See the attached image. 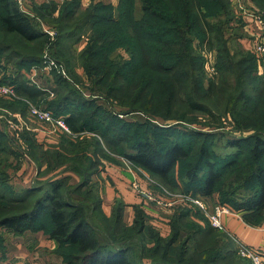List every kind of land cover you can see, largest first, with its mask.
Instances as JSON below:
<instances>
[{
  "label": "trees",
  "instance_id": "1",
  "mask_svg": "<svg viewBox=\"0 0 264 264\" xmlns=\"http://www.w3.org/2000/svg\"><path fill=\"white\" fill-rule=\"evenodd\" d=\"M250 1L264 12V0ZM51 9L58 13V18L53 19L50 25L51 29L57 30L56 44L83 36L89 27L87 43L78 58V66L88 79L90 89L101 93L106 102L116 103L122 112L120 114L141 112L170 121L176 120L177 116L173 114L175 109H183L184 114L189 115L186 122L192 124L195 122L192 116L195 112L215 116L203 99L221 97L223 113L229 115L241 129L256 132L251 137L249 159L246 160L247 153H242V157L240 152L239 156L234 154V158L225 157L218 163L209 159V154L203 148L199 163L189 162L182 167V182L186 187L181 192L203 199L214 198L217 195L216 185L222 176L229 170L237 171L231 183L237 189H242L238 191V200H223L222 195H217L218 202L229 204L239 214L250 212L262 215L264 79L255 74L253 64L240 67L241 62H234L229 56L222 37L223 32L230 31L235 22L230 0H117L116 5L92 0L84 10H81L80 0H69L59 9ZM7 37L18 39L42 52L47 36L28 15L19 10L16 0H0V38L6 41ZM214 47L218 59L215 71L218 70L222 79L219 83L208 81L207 88L202 89V80L207 73L204 55L213 53ZM4 49L11 51L9 45ZM14 53L11 51V54ZM57 57L55 59L62 62L69 73L71 56L60 57L58 53ZM39 60L38 56L32 55L23 56L18 62ZM0 83L15 86L18 94L34 101L43 96L42 90L28 85L24 80L7 82L0 79ZM58 86L57 92L61 93L56 101L47 104L48 110L55 117H63L76 137L85 136L75 142L63 138L59 145L47 148L32 143L42 149L39 152L32 150L30 155L38 170L39 166L44 165L58 175L39 180L42 183L32 184L28 188H14L9 194L2 193L0 188V212L3 213L0 227L16 234L44 230L49 239L58 244L55 253L63 264L223 262L225 256L218 248L206 252L202 257H198L197 242L194 248L189 249L195 233H202V243L210 242L211 235L216 236L207 220L202 216L204 222L200 226L197 221L199 215L191 210L184 208L174 211L169 217L170 232L166 237L148 224L146 213L142 210L135 209L131 225L123 223L119 203L109 218L102 214L98 190L91 188V177L99 172L102 160H114L107 156L103 147L166 186L174 184L172 174L188 159V150L182 141L171 140L160 146L147 136L144 139L140 137L142 140H132L129 152H126L122 143L124 140L127 142L124 128L129 125L128 122L101 110L103 108H91V104L79 93L67 88L64 81L58 80ZM110 133L116 136L109 137ZM228 143L234 147L239 144ZM67 166L70 169L65 170ZM201 170L205 172L202 180L198 177ZM72 176H76L78 181L72 184V190H67L65 182H71ZM174 185L178 187V184ZM86 186L90 189L84 190ZM71 198L76 204H71ZM98 214H101V218L97 217ZM191 214L196 220L190 218ZM94 215L104 223L103 242L99 241L98 231L93 227ZM181 234L184 235L183 241ZM128 238H137L139 242L131 246ZM132 247L139 251L137 256L130 254ZM229 264L236 263L231 261Z\"/></svg>",
  "mask_w": 264,
  "mask_h": 264
},
{
  "label": "rangeland",
  "instance_id": "2",
  "mask_svg": "<svg viewBox=\"0 0 264 264\" xmlns=\"http://www.w3.org/2000/svg\"><path fill=\"white\" fill-rule=\"evenodd\" d=\"M68 0H16V3L19 7V10H23L24 14L28 15L31 20H33L35 26H37L38 29L42 30V32L47 36L46 42L44 45V49L42 52H37L35 48H33L32 45L28 46L22 43L20 40H13L10 39V37L6 38V41H3L0 38V79L7 82H18L20 80H24L28 84L32 86H38L40 90L43 91V96L38 98L36 101L34 99L26 98L20 94L17 93V96L19 99H12L7 97H0V108H8L10 110H14L16 112H20L18 121H15V125L9 129L2 128L0 130V188L2 193L9 194V191L13 190L14 188H24L27 184L23 183L21 180L25 177L23 172L18 168L21 164L26 162V157L30 158V155L32 153V150H35V152H39L42 149H39L37 146L32 145L33 142H35L38 145L39 138H52L51 136H48L47 134H44L41 132V129L43 130V127H40L41 124L35 120L34 118H29L28 112H27V105L26 102L23 100H28L33 106L44 108L48 110L47 104L49 102L56 101L58 98V95L61 92H57L59 86H58V80H62L66 83V87L76 91L79 93L86 102H89L91 105V108L94 106L103 108L101 110H104L108 114H113L118 119L125 120L128 122L129 125L125 126L124 133L126 134L124 137H126L127 142L124 140V143H122V146L124 149H126V152L129 150V144L132 140H138L144 138L152 139L160 146H164L169 141H182V143H185V147L188 150V159L185 160L183 163H181L173 172L172 176L177 178H172V181L174 179V184H178V187L174 184L170 186L163 185L159 182V180L155 177L149 176L144 171L139 170L137 167L130 163L131 167L130 169L136 176V180L138 183L140 181H144L143 174L147 175L150 178V186L152 189L158 191L160 194L165 195L167 193H173V194H180L181 191L185 189L186 185L182 181V170L184 166L191 162V163H199L201 158V150L205 148V152L209 154L208 158L212 159L215 162L220 163L225 157L231 156L232 158L235 157L234 154L239 156L246 154V160H248V150L251 148V137L256 132H253L252 130H245L241 129L229 115H225L223 113V107L224 102L222 101L221 97H213V98H206L203 99V102L207 105H209L212 109V112L215 116H209L205 113L195 112L192 114L194 117L195 122L192 124H189L186 122L185 119L189 118L188 114H184V110H174L173 114H175L176 120H170L166 121L163 118L152 115V114H144V113H130L127 115L120 114L122 113L121 110L118 108V105L116 103H110L106 102L103 99V96L101 93L92 91L90 89V83L88 79L86 78L82 68L78 66L79 62V56L81 55V52L87 43V30H89V27L86 29L83 36L76 38L75 40H65L61 41L59 44H56V37H57V30L55 28L51 29L50 25L53 24V19L58 18L57 10L55 12L52 11L51 7H54L56 9H59L65 2ZM246 5H250L251 3L249 0L245 1ZM81 10H84L81 8ZM234 24H232V29L230 31L223 32L222 39L225 41V45L227 48V51L229 53V56L234 62H241L240 67H249L253 64L255 69V74L260 77L261 79H264V75L259 69L264 70V59L262 63H259V61L256 62L255 57L248 53L245 48L242 46L244 44L243 40H241V37L245 35V32L242 29L241 22H237V20H234ZM73 23V22H72ZM63 27H68L66 25H63ZM43 28L46 29L49 32H52L53 35L50 36L49 34L45 33L43 31ZM248 35L246 37L247 42L251 40ZM6 45H9L12 52H15L14 54H11V51H3L6 48ZM59 46V47H58ZM195 46H197V43L195 42ZM66 49H61L65 48ZM35 49V50H34ZM202 50L204 48L202 47ZM208 51V50H207ZM213 53L209 54V61L206 62V65L210 68H214L215 64L217 63V51L215 50V47L212 50ZM58 53L60 57H66L71 56L72 60V67L69 69V73L65 67V65L62 62L57 61L55 58L58 59ZM203 53V51H202ZM13 55V56H12ZM38 56L39 61L38 62H28V63H22L20 64L18 61L23 56ZM16 56H20V58H17ZM254 58V59H252ZM53 62V64H51ZM259 68V69H258ZM217 69V68H216ZM215 70V69H214ZM214 73L207 72L202 80V89L207 88L208 81H214L215 83H219L222 79V76H220V73L218 70ZM259 72V73H258ZM261 73V74H260ZM264 73V72H263ZM30 76H34V82H31L29 80ZM20 77V79H18ZM231 75H229V79H231ZM17 79V80H16ZM16 80V81H14ZM255 98V97H254ZM259 102L255 103L258 104ZM0 115L1 112H0ZM118 115L122 116V118H119ZM89 117V116H88ZM10 118V116H9ZM8 119V118H7ZM4 122H6V120ZM13 119V118H12ZM184 119V120H183ZM11 120V119H9ZM89 123V118H88ZM111 125V123H109ZM9 126V125H7ZM33 126V127H32ZM39 126V127H37ZM141 126V128H140ZM160 127V128H159ZM35 130V132H41L38 137L36 135H30V131ZM30 129V131H29ZM102 130L104 128H101ZM29 131V132H27ZM99 131V130H98ZM88 134V133H85ZM92 134V133H90ZM261 134H264V127L261 129ZM60 135V136H59ZM73 135V134H72ZM67 133H58L54 136H59L60 140L69 139L70 141H79L82 139L85 135H81L79 137L72 136ZM96 136V135H95ZM116 136L115 133H110L109 137ZM97 137V136H96ZM95 137V138H96ZM95 139L94 137H92ZM98 138V137H97ZM96 138V139H97ZM37 139V140H36ZM67 139V140H68ZM141 139V140H142ZM101 141V138H99ZM40 141V140H39ZM90 143H92L90 140H88ZM228 142H237L238 145L236 147L232 145H228ZM34 144V143H33ZM39 146V145H38ZM242 147V148H241ZM103 151L109 156L110 158H115L116 155L112 154L108 151L107 148L103 147ZM117 150V149H115ZM129 152V151H128ZM243 157V155H242ZM123 159V158H122ZM31 160V158H30ZM34 161V160H33ZM250 162V161H249ZM184 164V165H183ZM35 166L37 168V172L35 173L32 184L38 185V183H42L39 180L50 178L51 176L58 175L57 172L50 171L48 168H46L44 165L38 166L35 163ZM65 167V166H64ZM183 167V168H182ZM70 169L69 166L66 167L65 170ZM35 172V171H34ZM237 172V171H236ZM236 172L227 171L223 176L222 180L219 181L216 185V194L222 195L223 200H229L234 201L238 200V191L242 190L241 188L237 189L236 185L231 183L233 176L237 174ZM60 173V172H59ZM205 172L200 171L198 174L199 179H203ZM33 175V174H32ZM17 177V179H16ZM31 177V175H30ZM48 178V179H49ZM142 179V180H141ZM66 180V179H65ZM134 180V179H133ZM132 180L131 183L134 181ZM26 182H29L30 179L28 178L25 180ZM67 181V180H66ZM20 182V183H19ZM77 182H74L71 180V182L67 181L65 182V187L68 189H73L72 184H76ZM25 184V185H24ZM132 186V184H131ZM96 189V185H92L91 188ZM148 188H150L148 186ZM89 190L90 187H87L84 190ZM94 191V189H93ZM233 191L234 193L230 194V192ZM247 191V190H246ZM243 191V194H246ZM225 194H224V193ZM36 195L38 193H35ZM236 194V195H235ZM99 195V190H98ZM217 195L214 197L216 201H218ZM71 204H76L74 199H70ZM209 200V202H212ZM208 202V204H210ZM231 204V203H230ZM229 205V204H228ZM76 206V205H75ZM193 213H197L199 215L197 221L200 223V226H202V216L205 220H207L203 214H200L198 212L193 211ZM3 213L0 212V216ZM85 215V213H84ZM101 218V214H98L97 217ZM201 216V217H200ZM94 219V228L97 229V237L100 242H103L104 237V223L102 220H99L98 218L93 216ZM190 218H196L193 214H191ZM13 234L12 231H9L5 227H0V257L1 253L6 252V247L9 245L11 235ZM214 234L215 237L210 236V242L202 243V233H195L193 235V242L191 245H189V249H192L195 247V242H197L198 246V257H202L206 255V252L213 251L215 248H218V251H221V254H223L225 257H223V262H219L217 260L216 264H229L231 261L236 264H247L243 259H240L236 256L234 246L230 243V240L225 238L224 234L220 231L215 230ZM181 241L184 239V235L181 234L180 236ZM206 238V237H205ZM131 240L128 243L133 246L139 242L137 238H131L127 239ZM133 241V242H132ZM126 243V244H128ZM216 244V245H215ZM206 249V251H205ZM139 251L135 250L134 247L131 249V255L137 256Z\"/></svg>",
  "mask_w": 264,
  "mask_h": 264
},
{
  "label": "crops",
  "instance_id": "3",
  "mask_svg": "<svg viewBox=\"0 0 264 264\" xmlns=\"http://www.w3.org/2000/svg\"><path fill=\"white\" fill-rule=\"evenodd\" d=\"M103 1L113 5L117 4V0ZM91 2L92 0H80L81 8L86 9ZM246 37L247 33L241 37V40L244 39V44L242 45L244 48L247 47ZM0 112L2 114L0 115V130L7 127L10 129L21 116L19 115L20 112L18 113L8 108H0ZM5 119H7L6 122H4ZM31 130L30 135L34 134L38 137L40 135L38 133H41L35 132L33 129ZM59 136H51L52 138L44 139L38 137L40 141L36 140L40 147L47 148L49 146L59 145L62 141ZM26 159V162L21 164L18 170L20 169L25 175L21 180L27 184L24 187L28 188L32 186V179L37 172V168L29 157H26ZM130 167L131 165L128 161L124 158L122 159L120 156H116L113 161L102 160V166L99 172L91 177V184L96 185L97 190H99L102 214L109 218L112 215L115 205L119 203L122 209L123 223L125 225H131L134 219L135 209L142 210L146 213L148 224L156 228L163 237H166L170 232L168 225L169 217L175 212L166 209L147 210L143 199L131 187V182L133 179V181H136V176ZM28 178L30 181L26 182L25 180ZM71 180L77 182L78 178L72 176ZM140 185L142 188H147L144 181H140ZM220 232L230 240L234 248L238 242L258 250L261 253L264 264V211L261 216L253 215L250 212L239 214V216L225 215L222 217ZM10 235L11 239L9 245L6 247V252L1 253L0 264H63L61 258L55 253L58 244L56 241L49 239L44 230H28L20 234L13 233Z\"/></svg>",
  "mask_w": 264,
  "mask_h": 264
},
{
  "label": "built area",
  "instance_id": "4",
  "mask_svg": "<svg viewBox=\"0 0 264 264\" xmlns=\"http://www.w3.org/2000/svg\"><path fill=\"white\" fill-rule=\"evenodd\" d=\"M245 1L246 0H230L234 19L237 20L238 23L241 22V24L243 21L241 26L243 31L247 33L250 38H252L249 42H247L245 50L254 55L256 61L262 63L264 59V12L258 10L250 0L251 6L246 5ZM21 11L24 13L23 10ZM43 31L50 36L53 35L52 32H49L44 28ZM209 54L210 53H205L204 55L205 69L206 72L214 73L212 70H214L215 67L210 68L208 64L206 65V62L209 61ZM51 64H53V62H51ZM258 71L261 73L264 72L263 68ZM29 80L35 83L34 76H30ZM0 97L19 99L15 86L7 83H0ZM23 101L26 102L29 118H34L41 124L40 127H43L41 132L47 134L48 136H54L58 133H67L72 135L63 117H55L50 110L33 106L28 100ZM118 117L122 118L120 115H118ZM72 136L76 135L73 134ZM143 176L145 180L144 183L147 188H142L137 180L132 183L131 187L136 194L143 199L147 210L153 211L166 209L173 212L175 210L185 208L203 214L211 228L217 231H221L223 216H239V213L233 210L230 206L221 204L215 199L212 200V202H209V200H211L210 198L203 199L200 196L194 197L185 193L173 194L166 192L165 195H162L158 191L151 188L150 178L145 174H143ZM148 186L150 188H148ZM208 202L210 204H208ZM234 250L236 256L245 260L248 264H263L261 253L254 248L237 242Z\"/></svg>",
  "mask_w": 264,
  "mask_h": 264
}]
</instances>
